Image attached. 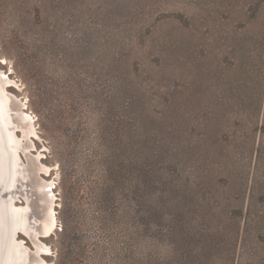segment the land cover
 Listing matches in <instances>:
<instances>
[{
    "label": "rangeland",
    "instance_id": "1",
    "mask_svg": "<svg viewBox=\"0 0 264 264\" xmlns=\"http://www.w3.org/2000/svg\"><path fill=\"white\" fill-rule=\"evenodd\" d=\"M0 56L51 264H264V0H0Z\"/></svg>",
    "mask_w": 264,
    "mask_h": 264
},
{
    "label": "bare ground",
    "instance_id": "2",
    "mask_svg": "<svg viewBox=\"0 0 264 264\" xmlns=\"http://www.w3.org/2000/svg\"><path fill=\"white\" fill-rule=\"evenodd\" d=\"M0 64L6 65V71L0 68V264H51L53 249L46 239L56 234L58 226L59 199L54 178L58 168L44 162L46 149L40 155L37 151L31 153L41 140L40 133L23 98L9 92L19 85L10 77L14 69L9 60L0 56ZM19 129L21 138L20 134L15 136ZM18 198L21 205L15 204ZM18 230L28 235L33 246L16 237Z\"/></svg>",
    "mask_w": 264,
    "mask_h": 264
},
{
    "label": "water",
    "instance_id": "3",
    "mask_svg": "<svg viewBox=\"0 0 264 264\" xmlns=\"http://www.w3.org/2000/svg\"><path fill=\"white\" fill-rule=\"evenodd\" d=\"M19 153V152H18ZM19 155V154H18ZM20 232H22L21 230H20Z\"/></svg>",
    "mask_w": 264,
    "mask_h": 264
}]
</instances>
